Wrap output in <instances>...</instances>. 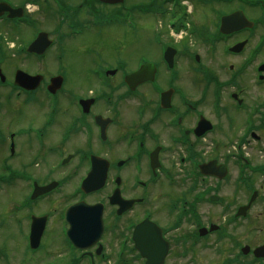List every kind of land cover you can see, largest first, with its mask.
<instances>
[{
  "label": "flooded vegetation",
  "instance_id": "obj_1",
  "mask_svg": "<svg viewBox=\"0 0 264 264\" xmlns=\"http://www.w3.org/2000/svg\"><path fill=\"white\" fill-rule=\"evenodd\" d=\"M0 3L11 8L0 13V178L11 169L32 182L64 185L49 200L64 202V216L44 211L49 202L30 203L29 192L27 205H18L26 207L19 222L46 214L43 238L50 223L64 218V264H145L135 240L145 254L163 256L162 264L191 262L199 250L210 258L212 250L222 264H264L252 253L264 245V75L257 71L261 62L254 64L260 51L253 50L249 67L229 65V75L205 68L206 79L198 75L202 67L174 60L172 68L157 66L154 81L130 88L126 76L138 66L104 52L112 54L116 24L126 15L138 19L140 8L152 18L161 0ZM247 31L227 37L247 40L246 46L261 38L259 28ZM10 50L14 62L5 66ZM73 52L89 63L69 68L64 55ZM17 70L38 82L22 88ZM56 76L60 86L50 93ZM91 167L97 175L106 168L104 185L84 192ZM80 201L102 205L99 235L96 211L66 213ZM70 236L84 238L85 247H74Z\"/></svg>",
  "mask_w": 264,
  "mask_h": 264
},
{
  "label": "rangeland",
  "instance_id": "obj_2",
  "mask_svg": "<svg viewBox=\"0 0 264 264\" xmlns=\"http://www.w3.org/2000/svg\"><path fill=\"white\" fill-rule=\"evenodd\" d=\"M216 3L215 7L214 5H210L208 6L209 8L198 3L194 4L198 13L194 8L192 9L194 10L192 14L195 18L196 16L198 18V22L195 24L197 28H200V25H202L204 30H207V33L217 31V29L215 30V27L218 26L217 16H219L220 12L215 10L216 7L222 10L225 8L231 10V8L237 5L235 2L228 3L232 5H228L224 2ZM225 5H228V7ZM249 12L252 15L255 11L250 10ZM134 21V29H128L124 23L116 25V28L118 29L117 32H115L116 36L110 42L112 54L108 51L104 52L107 57H112V55L115 54L132 65L136 64V61L140 60L139 58L143 56H147L148 58L152 57L150 59H154L156 52L159 49L160 40L163 39L162 33L169 28V22H172L173 20L169 21V18L168 20L167 18L164 20L161 19V23L158 24L150 16H145ZM202 27L201 29L204 32ZM188 28L180 33L170 31L168 33V38L173 44H175V46L178 45V47L188 44V48L199 55V63L205 65L207 69L213 67L212 69L222 68L223 70H227L229 65H238L242 60L243 56L229 57V55L227 56V54L223 53L222 47L231 42L216 41L214 46L207 45L206 43H202L201 40L196 39L194 34H190ZM259 32L264 33V27H262ZM164 35H167V33H164ZM179 35L182 36L181 39ZM256 39V37L251 39L250 47L256 43ZM5 42V46L9 47L11 43H7V41ZM262 46L260 55L257 59L258 61L264 60V43ZM7 53L8 58L5 59V66H11L14 61L12 58V51H7ZM189 59L190 58L187 56H180L178 58V64L183 67V64L190 63L191 60ZM64 61L69 68L73 65L78 66L89 63L87 57H82V55L77 52L64 55ZM42 157L43 155L40 154L37 159ZM11 167L13 166L11 165ZM1 168L2 167H0V169ZM16 183L14 185L0 184V264H39L37 259L39 252L34 255L25 247V241H23L24 234L19 233L13 217L10 218L9 215L12 212L13 205L19 201V194L22 193L21 189L25 188L23 184ZM52 227L53 231H50V226L48 227L50 235L46 234L43 237L44 246L40 251L43 259L47 261L45 264L53 262L50 258L52 250H49L48 247L61 241L60 227L55 226V224H52ZM207 254L208 252L199 250V254L195 256L192 255L191 262H181V264H220L221 260L217 258L218 256L214 255L215 253L212 250L210 254L211 258L208 257ZM21 257H23L22 260L20 259ZM216 259H219L218 262Z\"/></svg>",
  "mask_w": 264,
  "mask_h": 264
},
{
  "label": "water",
  "instance_id": "obj_3",
  "mask_svg": "<svg viewBox=\"0 0 264 264\" xmlns=\"http://www.w3.org/2000/svg\"><path fill=\"white\" fill-rule=\"evenodd\" d=\"M241 15H242L241 12H236L231 15L223 16L222 21H221V30L227 32V31H230L231 27H235L237 25L238 27L240 25H247L248 23H246V20ZM40 231H41V227L38 228V232H34L32 241L37 242L40 236Z\"/></svg>",
  "mask_w": 264,
  "mask_h": 264
}]
</instances>
